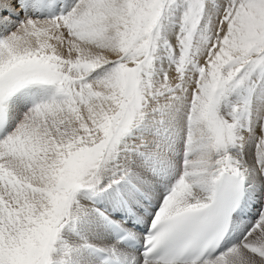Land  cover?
I'll return each instance as SVG.
<instances>
[{"label":"snow or ice","instance_id":"obj_1","mask_svg":"<svg viewBox=\"0 0 264 264\" xmlns=\"http://www.w3.org/2000/svg\"><path fill=\"white\" fill-rule=\"evenodd\" d=\"M0 264H264V0H0Z\"/></svg>","mask_w":264,"mask_h":264}]
</instances>
